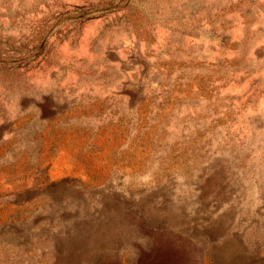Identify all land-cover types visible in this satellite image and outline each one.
I'll use <instances>...</instances> for the list:
<instances>
[{
  "label": "rangeland",
  "instance_id": "obj_1",
  "mask_svg": "<svg viewBox=\"0 0 264 264\" xmlns=\"http://www.w3.org/2000/svg\"><path fill=\"white\" fill-rule=\"evenodd\" d=\"M0 264H264V0H0Z\"/></svg>",
  "mask_w": 264,
  "mask_h": 264
}]
</instances>
